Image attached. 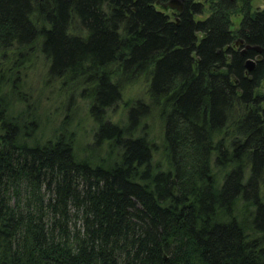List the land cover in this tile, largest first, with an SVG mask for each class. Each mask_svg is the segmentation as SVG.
Wrapping results in <instances>:
<instances>
[{"label": "trees", "instance_id": "trees-1", "mask_svg": "<svg viewBox=\"0 0 264 264\" xmlns=\"http://www.w3.org/2000/svg\"><path fill=\"white\" fill-rule=\"evenodd\" d=\"M166 1L0 0V264H264V1Z\"/></svg>", "mask_w": 264, "mask_h": 264}, {"label": "rangeland", "instance_id": "rangeland-1", "mask_svg": "<svg viewBox=\"0 0 264 264\" xmlns=\"http://www.w3.org/2000/svg\"><path fill=\"white\" fill-rule=\"evenodd\" d=\"M263 1L264 0H254L253 3H254V7H258V6H261L263 5ZM157 9L161 10V11H164L166 13H169L171 14L173 12V10L171 8H161L159 5H157ZM239 21H240V16L238 17H235L233 18V28H236L239 24ZM39 63L34 66L31 71H29V75H28V86H29V90H28V94H30V96H33V97H37L40 89V72H39ZM141 89V85L139 86H136L135 87V93L139 94V91ZM40 95V93H39ZM32 97V98H33ZM30 98V97H29ZM40 99V98H39ZM41 100V111L43 112V114L45 113H48V114H51V109L52 108H49V109H44V107H46L47 103L45 102V95L43 96V98L40 99ZM78 104L77 108H78V115H77V119L75 122L77 121H81V117H83L84 113L82 112L84 110V105L85 103L81 100H77L76 102ZM114 110L112 112V118L114 120H116L117 118H119L123 113V108L121 106V104H119L115 109H112ZM61 114H63V112H61ZM59 115V114H58ZM60 116V115H59ZM59 116H56L54 118V121L52 122L54 125L56 124L57 120L59 121L63 115H61L60 117ZM44 121V120H43ZM45 122V121H44ZM46 123V122H45ZM149 124H151L153 127V134L156 136H154V139H155V142L156 143H160V134H159V129H158V126H157V121L156 120H153V123H151L149 121ZM44 127V126H43ZM95 126L93 123L89 122V121H85V122H82L81 125L78 126V131L77 133L79 134L78 135V143L76 144V148H77V151L79 152V155L81 156H84L86 155L87 153H89V150L90 148H95L93 146V137H92V133H93V130H94ZM44 131V130H43ZM49 136V133L48 132H45V137ZM157 138V139H156ZM101 154L103 155L104 154V151L102 150L101 151ZM81 156V157H82Z\"/></svg>", "mask_w": 264, "mask_h": 264}, {"label": "water", "instance_id": "water-1", "mask_svg": "<svg viewBox=\"0 0 264 264\" xmlns=\"http://www.w3.org/2000/svg\"><path fill=\"white\" fill-rule=\"evenodd\" d=\"M161 6L163 8H171L173 10H175L176 12L180 13L183 10V0H168L166 2L160 3ZM260 7H263V5H261ZM241 43V41H239ZM249 46L247 45L245 48H248ZM257 50H260L258 47L256 48ZM244 49L242 51V53H244ZM254 66V62L251 59H248L246 62V67L247 70H251L252 67Z\"/></svg>", "mask_w": 264, "mask_h": 264}, {"label": "bare ground", "instance_id": "bare-ground-1", "mask_svg": "<svg viewBox=\"0 0 264 264\" xmlns=\"http://www.w3.org/2000/svg\"><path fill=\"white\" fill-rule=\"evenodd\" d=\"M173 10V9H172ZM175 11V10H174Z\"/></svg>", "mask_w": 264, "mask_h": 264}]
</instances>
